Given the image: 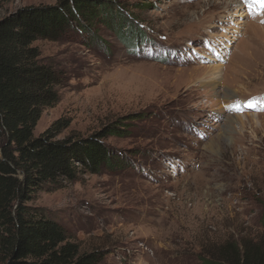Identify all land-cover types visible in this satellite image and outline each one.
<instances>
[{
	"label": "rangeland",
	"instance_id": "obj_1",
	"mask_svg": "<svg viewBox=\"0 0 264 264\" xmlns=\"http://www.w3.org/2000/svg\"><path fill=\"white\" fill-rule=\"evenodd\" d=\"M57 1L0 0V18ZM106 1L121 6L120 27L94 21L32 43L65 72L33 136L59 118L69 125L58 138L119 120L125 131L104 141L120 162L30 204L63 224L79 252L107 251L100 264H201L227 243L264 244V110L226 107L264 97V9Z\"/></svg>",
	"mask_w": 264,
	"mask_h": 264
},
{
	"label": "trees",
	"instance_id": "obj_2",
	"mask_svg": "<svg viewBox=\"0 0 264 264\" xmlns=\"http://www.w3.org/2000/svg\"><path fill=\"white\" fill-rule=\"evenodd\" d=\"M94 21L120 27L125 14L106 0H58L0 18V264H100L106 256L105 250L79 252L63 224L30 204L38 191L61 188L80 173L97 174L120 162L104 141L125 131L119 120L85 137L58 138L69 125L59 118L33 136L42 110L59 100L65 72L45 62L32 43L62 40L73 27L90 30ZM201 264H264V244L227 243L219 256Z\"/></svg>",
	"mask_w": 264,
	"mask_h": 264
},
{
	"label": "snow or ice",
	"instance_id": "obj_3",
	"mask_svg": "<svg viewBox=\"0 0 264 264\" xmlns=\"http://www.w3.org/2000/svg\"><path fill=\"white\" fill-rule=\"evenodd\" d=\"M254 4H259L261 9H264V0H249V6L252 7ZM232 111H243L245 107L256 108L257 110H264V97H253L249 100L241 103L236 100L232 104L226 106Z\"/></svg>",
	"mask_w": 264,
	"mask_h": 264
},
{
	"label": "bare ground",
	"instance_id": "obj_4",
	"mask_svg": "<svg viewBox=\"0 0 264 264\" xmlns=\"http://www.w3.org/2000/svg\"><path fill=\"white\" fill-rule=\"evenodd\" d=\"M238 2V0H236V3ZM216 66V65H215ZM215 70H213V72H214ZM215 73V72H214ZM212 75V74H211ZM209 77V76H208ZM204 79V78H203ZM213 80V79H212ZM211 81V80H210Z\"/></svg>",
	"mask_w": 264,
	"mask_h": 264
}]
</instances>
